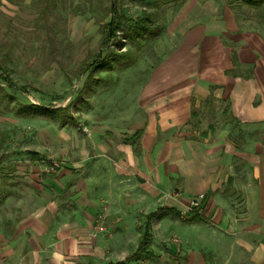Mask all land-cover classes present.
I'll return each instance as SVG.
<instances>
[{"label":"crops","instance_id":"obj_1","mask_svg":"<svg viewBox=\"0 0 264 264\" xmlns=\"http://www.w3.org/2000/svg\"><path fill=\"white\" fill-rule=\"evenodd\" d=\"M263 68L264 59L256 78H151L133 113L120 108L87 137L42 128V148L17 163L31 206L1 222L0 264H264ZM209 100L228 102L238 135L225 107L199 112Z\"/></svg>","mask_w":264,"mask_h":264},{"label":"rangeland","instance_id":"obj_2","mask_svg":"<svg viewBox=\"0 0 264 264\" xmlns=\"http://www.w3.org/2000/svg\"><path fill=\"white\" fill-rule=\"evenodd\" d=\"M229 16L235 24L223 25ZM113 18L120 25L110 36ZM263 59L264 0H0V224L31 206L17 163L23 150L42 148L48 124L87 137L92 125L119 119L120 108L132 112L144 81L256 78ZM33 104L44 112L31 113ZM202 106L204 117L225 107L239 134L228 102Z\"/></svg>","mask_w":264,"mask_h":264},{"label":"built area","instance_id":"obj_3","mask_svg":"<svg viewBox=\"0 0 264 264\" xmlns=\"http://www.w3.org/2000/svg\"><path fill=\"white\" fill-rule=\"evenodd\" d=\"M58 166H59V162H54L52 168H55ZM205 198H206V196L204 193H200V194L194 196L190 201V204L187 208V212L188 213L194 212L196 209L200 208L202 206V203H203ZM181 214L183 215V217L186 216L185 212L181 213ZM105 220H106V213L99 214V216L96 220V223H95V228L97 230L104 231L106 229ZM174 240H175V242H178L177 238H175Z\"/></svg>","mask_w":264,"mask_h":264},{"label":"trees","instance_id":"obj_4","mask_svg":"<svg viewBox=\"0 0 264 264\" xmlns=\"http://www.w3.org/2000/svg\"><path fill=\"white\" fill-rule=\"evenodd\" d=\"M112 1H113V3L116 2V0H112ZM114 13L117 14L116 11ZM118 19H121V16ZM119 25H120L119 22H115V18H113V20L111 21V23H109L107 25L110 36L111 35L112 36L115 35V32H117L119 30ZM30 108L32 109L31 113H34V112H37V111L43 113L44 112L43 109H45L44 107H42L40 105H37V104L30 105ZM27 153L28 154H31L32 156L36 155V153L35 152H32V151H27ZM2 200H3V197L1 196V191H0V202H2ZM148 243H149V235H148V232H146L145 235H144V237H143V240L140 243L139 250H142L143 248H146L147 245H148Z\"/></svg>","mask_w":264,"mask_h":264}]
</instances>
